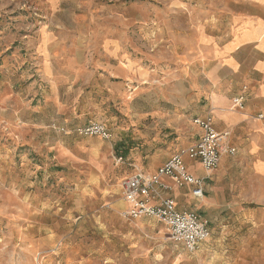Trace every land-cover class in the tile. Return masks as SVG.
<instances>
[{
	"label": "rangeland",
	"instance_id": "rangeland-1",
	"mask_svg": "<svg viewBox=\"0 0 264 264\" xmlns=\"http://www.w3.org/2000/svg\"><path fill=\"white\" fill-rule=\"evenodd\" d=\"M162 2L0 0V264H264V176L237 177L213 213L181 196L224 237L189 253L156 220L124 216L122 182L189 147L143 116L166 108L158 87L70 80L124 33L135 57L148 54L140 28L171 17ZM90 123L111 139L76 132Z\"/></svg>",
	"mask_w": 264,
	"mask_h": 264
},
{
	"label": "crops",
	"instance_id": "crops-1",
	"mask_svg": "<svg viewBox=\"0 0 264 264\" xmlns=\"http://www.w3.org/2000/svg\"><path fill=\"white\" fill-rule=\"evenodd\" d=\"M162 1L171 17L140 28L146 30L141 34L148 54L135 57L124 33L123 39L103 44L95 70L84 65V76L75 74L70 80L77 76L83 88L96 91L158 87L166 108L154 106L143 116L169 130L182 147H191L202 135L195 118L212 114L219 132H231L229 141L237 153L223 156L211 173L199 162L185 161L192 175L205 179L204 207L217 212L236 195L237 177L264 176V118L258 119L264 116V0ZM240 95L246 97L245 106L233 110V98ZM181 196L189 203L195 199L190 189H176L177 207ZM209 229L210 241L221 242V230L212 222Z\"/></svg>",
	"mask_w": 264,
	"mask_h": 264
},
{
	"label": "built area",
	"instance_id": "built-area-1",
	"mask_svg": "<svg viewBox=\"0 0 264 264\" xmlns=\"http://www.w3.org/2000/svg\"><path fill=\"white\" fill-rule=\"evenodd\" d=\"M246 97L233 98L232 109L240 111L245 106ZM259 115L258 119H263ZM194 123L202 129L201 137L188 149L172 156L155 173L149 175L135 174L121 184V194L127 205L125 218L154 219L169 230L170 239L183 245L189 253H195L211 240V231L198 211L179 210L174 190L190 189L193 197H205V179L190 173L185 159L199 162L202 168L211 173L222 162V157L235 155L237 148L230 143V131L219 132L214 127L212 114L195 118ZM81 136L111 139V132L103 123H90L76 130ZM123 158L119 157V161Z\"/></svg>",
	"mask_w": 264,
	"mask_h": 264
}]
</instances>
